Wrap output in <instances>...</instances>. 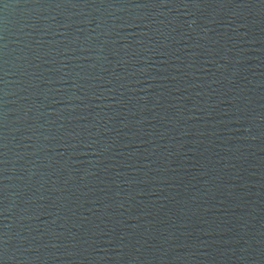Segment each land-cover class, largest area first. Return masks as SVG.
Here are the masks:
<instances>
[{"label": "water", "instance_id": "1", "mask_svg": "<svg viewBox=\"0 0 264 264\" xmlns=\"http://www.w3.org/2000/svg\"><path fill=\"white\" fill-rule=\"evenodd\" d=\"M0 264H264V0H0Z\"/></svg>", "mask_w": 264, "mask_h": 264}]
</instances>
